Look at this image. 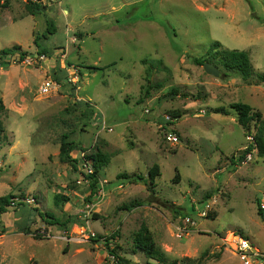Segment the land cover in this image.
Here are the masks:
<instances>
[{
	"label": "rangeland",
	"instance_id": "374dc122",
	"mask_svg": "<svg viewBox=\"0 0 264 264\" xmlns=\"http://www.w3.org/2000/svg\"><path fill=\"white\" fill-rule=\"evenodd\" d=\"M60 1L32 15L26 0H0V50L27 52L0 59V197L37 202L0 214V264H119L111 251L128 264H156L133 247L142 226L167 264H241L231 234L264 254V157L253 150L239 161L249 142L230 109L247 104L264 124V84L255 78L264 73V0ZM213 42L245 51L253 77L219 65L218 78L206 74L193 59L211 60ZM46 77L59 88L40 96ZM172 113L180 115L175 144L157 128ZM63 134L77 145L76 164L59 159ZM80 148L109 156L93 192L82 183ZM132 174L144 179L118 178ZM210 198L208 217L197 219ZM45 212L69 230L48 224ZM186 215L197 226L180 240L174 226ZM103 237H114L109 248Z\"/></svg>",
	"mask_w": 264,
	"mask_h": 264
},
{
	"label": "trees",
	"instance_id": "16d2710c",
	"mask_svg": "<svg viewBox=\"0 0 264 264\" xmlns=\"http://www.w3.org/2000/svg\"><path fill=\"white\" fill-rule=\"evenodd\" d=\"M26 9L30 14H35L41 11V8L35 4H27ZM54 31L53 24H49L46 28V31L48 33H51V31ZM210 52L214 53L213 58L208 61H204L202 59H193V62L196 65H203L204 63H210L214 66H220L227 72H231L234 74L239 75L242 80L248 81L253 77L254 71L250 62V58L248 54L245 51H238V50H228V49H221V45L218 42H213L210 47ZM38 55H45L46 53L44 51H38ZM14 54H19V58L23 59L25 56H27V52H24L21 50V48L17 45H13L12 47L8 49H2L0 50V59L6 57V56H13ZM143 64H146L147 61H143ZM161 65V64H159ZM150 69V68H149ZM218 69V68H217ZM81 76V74L79 73ZM226 76V75H225ZM256 81L258 83L264 84V73H259L255 75ZM148 92H146L147 95ZM169 96H176L177 91H173L168 93ZM85 104H88L87 102H83ZM230 109H233L237 122L239 126L243 129L245 136L252 135V128H254L255 134L253 136V142L249 143L246 147V149L242 152V154L239 156V161L241 162L246 154H249L253 150L258 151V155L260 157H264V124L261 120V115L259 112L253 110L249 105L243 104V103H234L230 105ZM6 111V108L2 101H0V143H2L5 139V128L3 125V122L1 121L2 114ZM218 113H222L224 115H228V111L224 108H219ZM173 118H180V115L178 113H172L170 114ZM68 136L63 134L60 140V147H59V159L63 163H73L76 164L77 160H74L71 158L70 154L72 151L77 150V145L74 141H67ZM84 155L83 159L86 161H90L92 163L93 167V174L88 177L89 180H91L90 184V190L93 192L94 189H96L98 184V176L99 171L101 168L105 167L109 163V156L105 155L104 153L100 152L99 150H96L95 152H91L86 154L85 149H79ZM233 159V157H232ZM80 176L82 178H87L83 173L80 172ZM160 176V170L157 165H153L147 173V179L150 185H154L155 179ZM177 172L175 174V177L177 179ZM119 179H127L130 183H136L137 181H142L144 178L140 175H119ZM174 179V181L176 180ZM210 196L207 194L205 198H209ZM14 199V198H13ZM63 198L60 196L54 197V202L58 204L61 202ZM12 200V199H11ZM10 202L5 197H0V214H4L7 212L6 207L10 206ZM137 204V203H136ZM131 207H133L131 205ZM192 210L194 209L193 205L191 206ZM180 211L184 210L182 208H179ZM180 211H174L175 214L183 215ZM258 213L261 214V210L258 209ZM41 218L49 219L50 221H47L50 225H58L60 228H62L65 232L69 230L68 224L69 221H59L57 218H55L53 215L45 212L44 215L40 214ZM52 221V222H51ZM26 233H28V230H25ZM114 237L106 238L103 237L101 239L102 242L109 248V245L111 244L110 240H112ZM39 239V238H38ZM133 247L135 250L142 252L146 257L155 260L156 264H167V259L165 258L164 254L157 248L155 245L152 236L149 232V230L142 226L134 235H133ZM114 258L119 264H128L129 262L127 260H124L123 258L119 257L117 254H114L113 251H111ZM169 264H177L176 261H171Z\"/></svg>",
	"mask_w": 264,
	"mask_h": 264
},
{
	"label": "built area",
	"instance_id": "2783aa9c",
	"mask_svg": "<svg viewBox=\"0 0 264 264\" xmlns=\"http://www.w3.org/2000/svg\"><path fill=\"white\" fill-rule=\"evenodd\" d=\"M26 1L27 3L35 4L40 8H47L53 5H58V6L61 5L60 0H26ZM64 14H66V11H64ZM38 56L36 58L38 60H43L45 58V55H40L39 57ZM72 81L73 83H76L77 78L72 79ZM58 88H59V84L56 81L46 77L39 84L37 93L40 96H48L56 93L58 91ZM77 99H78L77 101H79V98ZM147 112L148 111H146V113ZM162 119H163L162 123L158 124L157 128L163 131L164 139L172 144L178 143V137L173 132V125L177 122L178 119L173 118L171 115L163 116ZM102 129H104V127H102ZM107 131L111 132V129H107ZM246 140L249 143H252L253 136L252 135L247 136ZM83 155L84 154L81 153V164L79 166L80 168L79 170L87 177V178L81 177L82 183L89 186L91 180H89L88 177L91 176L94 171H93L92 163L90 161L84 160ZM246 159L250 160L249 154H246L241 162L243 163L246 162ZM77 183L80 184L81 181H77ZM102 193H103V189H102ZM103 198L104 196L102 195L100 198H96L95 202L99 203L103 200ZM214 201L215 200L213 198H210L208 201H206L203 207L200 210H197L196 218L206 219L208 217V214L211 212V208ZM18 205L34 206L37 205V202L33 197H25L22 199L11 200L10 207L15 208ZM260 208L261 210L264 211V203L260 204ZM196 226L197 224L196 221L193 219V217L191 215H186L183 219H181L178 225L174 226V229L176 231V238L180 240L186 238L187 236H189L191 232L194 231ZM230 243H231L230 245L233 248L234 255L238 258L241 264H264V254L256 247H254L252 245V242L247 237L242 236L240 234H231Z\"/></svg>",
	"mask_w": 264,
	"mask_h": 264
},
{
	"label": "water",
	"instance_id": "95a60500",
	"mask_svg": "<svg viewBox=\"0 0 264 264\" xmlns=\"http://www.w3.org/2000/svg\"><path fill=\"white\" fill-rule=\"evenodd\" d=\"M202 67H203V70H204V72H205L206 74L211 75V76H213V77H215V78H218V77H219V75H220L219 70H218L217 67L214 66L213 64H210V63H204V64L202 65Z\"/></svg>",
	"mask_w": 264,
	"mask_h": 264
}]
</instances>
